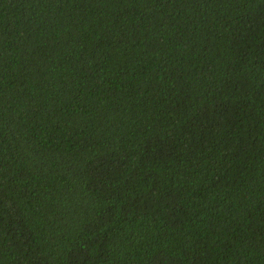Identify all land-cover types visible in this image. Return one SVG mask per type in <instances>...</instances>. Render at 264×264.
<instances>
[{
  "label": "trees",
  "instance_id": "obj_1",
  "mask_svg": "<svg viewBox=\"0 0 264 264\" xmlns=\"http://www.w3.org/2000/svg\"><path fill=\"white\" fill-rule=\"evenodd\" d=\"M0 264H264V0H0Z\"/></svg>",
  "mask_w": 264,
  "mask_h": 264
}]
</instances>
